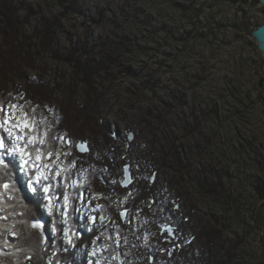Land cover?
<instances>
[{
  "label": "rangeland",
  "instance_id": "obj_1",
  "mask_svg": "<svg viewBox=\"0 0 264 264\" xmlns=\"http://www.w3.org/2000/svg\"><path fill=\"white\" fill-rule=\"evenodd\" d=\"M263 19L259 0H0V32L7 42L15 40L2 52H10L7 59L26 79L49 90L40 101L39 85L10 71L0 118L9 126L15 119L14 131L24 139L44 140L39 154L55 169L39 158L31 176L50 173L45 200L51 203L63 186L59 209H70L68 185L77 189L72 207L86 231L102 223L94 211L95 175L101 172L107 186L124 190L114 199L128 208L111 228L114 242L118 231L131 236L116 243L122 257L112 261L132 264L150 248L160 264L167 255H178L181 264L194 258L264 264V199L255 191L264 178V59L251 34ZM47 31L50 44L42 48L38 38ZM70 57L102 69L91 86ZM67 88L74 89L70 100L76 103L83 105L88 95L93 100L80 115L92 133L62 123ZM54 121L63 126L55 152L46 145ZM79 142L87 152L77 150ZM68 160L80 174L62 167ZM125 166L131 182L123 187ZM146 185L154 198L137 196ZM159 210L167 218L146 228V218L158 217ZM216 230L219 237L207 243L203 233ZM139 241L147 247L142 254ZM85 248L90 264H99L97 257L108 250L101 238Z\"/></svg>",
  "mask_w": 264,
  "mask_h": 264
},
{
  "label": "trees",
  "instance_id": "obj_2",
  "mask_svg": "<svg viewBox=\"0 0 264 264\" xmlns=\"http://www.w3.org/2000/svg\"><path fill=\"white\" fill-rule=\"evenodd\" d=\"M9 25L10 28H12V26H15L13 22H11V24L9 23ZM259 25H261V23ZM259 25H257V27ZM43 34L45 35V38L43 40L38 38L42 48L50 44V38L52 36L49 35L48 31ZM3 35V31L0 32V92L6 90L8 85L11 83L9 81L10 78L8 77L9 74L11 75V73L9 72L15 71L14 73H17V75L19 73L16 78L18 77L19 79H24L25 81L27 80L28 83L32 84V86H34L33 84L39 85L38 87L34 86L37 91L35 98L41 99L40 101L47 100V96L49 94L47 85L38 83L39 81L35 83L32 79H26L25 76L21 74V71H19V69L15 70L14 67L15 65H17V63L15 64L16 61H14V59L12 58L7 59V57L10 55V52L4 51L7 53V55H4L5 53L2 52L4 48L8 46L11 49V47L15 43V40L7 42L4 39ZM23 55L25 56V54ZM26 55L27 59L30 58L29 54ZM83 55L87 54L85 53ZM68 61L74 64L76 70L80 73V75H82L87 86H91V80L93 79L95 73H97V70H102L99 68V66L94 65V63H92L88 59V63L82 65H80L79 61H77L74 57L68 58ZM262 80L263 79L260 80V86L263 88ZM73 90V88H67V95L63 96V99L61 101L62 110L65 108L63 114L65 115L66 120L63 122L59 121V123L54 121V124L50 123L49 126L46 128L48 137L46 138V145L51 148V151L53 152L58 149L57 142L59 140V131L61 130L60 128L63 127L60 124L61 122L64 125L73 126L74 124L75 127L77 125L79 130L86 129L88 133H92L91 127L86 122H84L85 120H81L80 115L83 109L87 110L88 107L91 109L90 105H94L93 100L91 101L88 95L84 99L83 105L76 103L75 99L70 100V98L74 96ZM35 138L36 141H39L38 137ZM25 140L27 139L25 138ZM33 146L41 150L40 143L37 142L33 145H30V147ZM46 151H48L47 148ZM111 153L113 154L114 152ZM35 155H39V157L42 158V163H45L48 169H55L52 168V166L50 168V166L47 164V161L44 160L43 155L39 153L31 154L29 157L26 158L30 160L35 159ZM5 162L11 163H9V168L7 170H3L2 168H0V185H2L3 183L9 184V190H5L2 186H0V194H2V197H0V264H90L88 261L89 258L86 254L85 246H87L88 241H92L93 238H101L103 244L108 248L107 254L105 252L103 253V255L97 257V262L99 264H106V257L104 255L106 254L107 259L111 257V259L107 261L108 264H117L116 261H112V257L116 256L117 258H121L122 256L119 254V251H117L119 250V246L116 245V243L122 242L123 239H125V235L127 236V238L131 236V232L121 233L118 231L116 242H114L113 240V235L117 233L114 232V230L111 228V225L113 224V221L115 223V221L119 219L118 217L120 213L118 212L121 211L122 208H128L124 202L116 200L117 198L114 199V196L116 194L118 195L124 192L122 188L114 185L107 186V184L104 183L105 181H101V172L95 175L94 180L97 183L93 184L97 189L94 193L95 198L98 200L99 208H97L98 206L95 207L94 211H97L100 214L102 223H100L98 226L91 225L90 230L86 231L84 223L81 224L79 216L74 212V207H72L73 202L76 201V199L79 197L78 194H80L77 189L71 191L70 186L68 185V189L65 194V199L67 201V198L69 196L68 203L70 209H59V207H61L62 205V196L60 195L59 190H61L63 186H60L61 189L56 192V200L54 201V203H51L50 201L45 200V196L48 194L43 192L42 189H40L39 184H37L36 187L40 190L36 193L32 191L30 170L27 173L22 170L19 156H16L15 158H13L12 156L6 157ZM51 162L52 161L50 160L48 161V163ZM42 163L35 159V163L32 165H41ZM61 165L62 167H64V169H67L73 176L80 174V171H73V165H71L69 160L67 161V163H63ZM70 168L72 170H70ZM48 175V179H41V183L45 186H49L50 183H52L50 173ZM13 186H15V190H12ZM144 187V192L138 193L137 196H139V198L140 196L144 197L145 195L153 197V194L151 193L147 185ZM255 191L257 192L260 198L264 199V178L257 179V182L255 184ZM54 205L57 207L56 210H53V208L55 207ZM159 206L160 208L162 207L163 209H166L163 204H161V202H159ZM157 215L158 217H154L153 215H151L150 217L148 216V218H146V228H155L158 224L159 217H163L165 215V217L167 218L165 210H163L162 212L161 210H159ZM36 220L41 221V224L43 225V228L41 230L33 229L32 224ZM66 226L68 227L67 229ZM125 226L126 225H121L124 230L126 228ZM133 231L135 234L136 231ZM66 232L68 233V236L65 235ZM202 232L204 231L201 230V233ZM214 233H203V236L207 237L208 239L207 243L212 244L213 241L217 239V237H219V231L216 230L214 231ZM128 235L130 236L128 237ZM69 236L72 240L71 244L69 243ZM43 240H45V243L43 242ZM127 246V251H129L131 245L128 244ZM136 246H139L136 250H138L140 254L145 251V248L147 249V247H144V245H142L140 241L139 244ZM129 258L130 256L128 257V259ZM152 258L154 259V252L153 250H150V248H148V250L145 252V255L140 257L138 261L133 260L132 264H160L159 262L153 261ZM123 260H125V256H123ZM228 263L230 264V261H225V258L224 260L223 258H212V261H208L206 258L196 261V259L194 258L188 264ZM161 264H181V259L178 255L171 258L169 257V255H167L163 257V261Z\"/></svg>",
  "mask_w": 264,
  "mask_h": 264
},
{
  "label": "snow or ice",
  "instance_id": "obj_3",
  "mask_svg": "<svg viewBox=\"0 0 264 264\" xmlns=\"http://www.w3.org/2000/svg\"><path fill=\"white\" fill-rule=\"evenodd\" d=\"M18 127V123L15 119H12L11 125L9 126V121L7 119L0 118V129H2L3 134H0V168L3 170H7L9 168V163L5 162V158L12 156L15 158L16 156H19V160L21 163L22 170L26 173L30 170L32 164L35 163V159H39V155H35V159H28L26 157H29L31 154L39 153L40 149L36 147H30V145H33L34 143H40L43 144L44 140L40 139L39 141H36V138L34 136H29L27 140L24 139L23 135L17 134L14 130ZM27 127V125H25ZM15 137V139H13ZM24 141V143H20V141ZM7 141V142H6ZM47 155H52L51 152L47 153ZM43 167V166H42ZM41 177L42 179L46 180L48 179V176L46 173L39 171L32 173V176L30 177L31 183H32V191L34 193L38 192L40 189L43 190V192L47 193L49 188L48 186H45L41 183ZM40 185V189L36 187V185ZM2 186L5 190H9V184L3 183ZM15 190V186H13V189ZM0 197H2V194H0ZM33 229H42L43 225L36 222L32 224ZM66 236H68V233H65ZM69 243H72L71 237L69 236Z\"/></svg>",
  "mask_w": 264,
  "mask_h": 264
},
{
  "label": "water",
  "instance_id": "obj_4",
  "mask_svg": "<svg viewBox=\"0 0 264 264\" xmlns=\"http://www.w3.org/2000/svg\"><path fill=\"white\" fill-rule=\"evenodd\" d=\"M259 4L264 6V0H259ZM251 34L255 40L257 49L262 53V57L264 59V19H263L261 25H259L258 27H256L255 29L252 30ZM262 85H263V89H264V78L262 80ZM77 150L79 152H82V153H85L88 151V149L85 147V145L82 144L81 142H79L77 144ZM127 171H128L127 166H125L124 167V172H125L124 179L125 180L122 183L123 187L128 186L131 182V179H130Z\"/></svg>",
  "mask_w": 264,
  "mask_h": 264
},
{
  "label": "bare ground",
  "instance_id": "obj_5",
  "mask_svg": "<svg viewBox=\"0 0 264 264\" xmlns=\"http://www.w3.org/2000/svg\"><path fill=\"white\" fill-rule=\"evenodd\" d=\"M51 19V18H50ZM7 64V63H6ZM67 101V100H66Z\"/></svg>",
  "mask_w": 264,
  "mask_h": 264
}]
</instances>
